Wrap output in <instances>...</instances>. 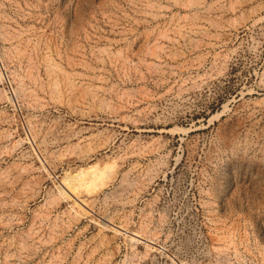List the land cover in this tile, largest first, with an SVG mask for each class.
Wrapping results in <instances>:
<instances>
[{
	"label": "rangeland",
	"instance_id": "374dc122",
	"mask_svg": "<svg viewBox=\"0 0 264 264\" xmlns=\"http://www.w3.org/2000/svg\"><path fill=\"white\" fill-rule=\"evenodd\" d=\"M0 264H264V0H0Z\"/></svg>",
	"mask_w": 264,
	"mask_h": 264
},
{
	"label": "bare ground",
	"instance_id": "6f19581e",
	"mask_svg": "<svg viewBox=\"0 0 264 264\" xmlns=\"http://www.w3.org/2000/svg\"><path fill=\"white\" fill-rule=\"evenodd\" d=\"M220 249V248H219ZM218 252V251H217ZM221 252V251H220Z\"/></svg>",
	"mask_w": 264,
	"mask_h": 264
}]
</instances>
